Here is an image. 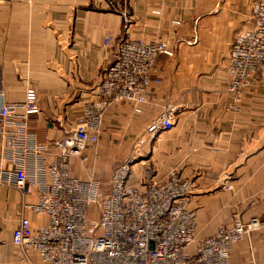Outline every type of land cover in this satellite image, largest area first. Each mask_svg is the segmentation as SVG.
<instances>
[{"label": "crops", "instance_id": "crops-1", "mask_svg": "<svg viewBox=\"0 0 264 264\" xmlns=\"http://www.w3.org/2000/svg\"><path fill=\"white\" fill-rule=\"evenodd\" d=\"M256 1H0V264H21L12 243L20 218L42 222L22 211L15 170L24 166L33 173L42 158L55 159L60 149L53 141L77 127L84 100L100 85L124 37L126 15L130 38L152 40L159 31L173 55L159 54L163 71L151 73L142 113L127 101L110 107L99 145L87 163L71 161L73 175L95 177L109 192L111 173L130 157L138 160L136 185L148 179L146 169L154 179L176 169L194 183L189 207L198 216V239L221 225L264 216V84L249 86L239 101L227 91L231 46L239 31L253 26ZM108 36L113 41L105 47ZM29 88L36 89L40 107L30 115L24 107ZM4 105L14 107L12 117L1 115ZM171 105L177 107L175 127L150 137L148 125ZM230 263L264 264V230L237 242Z\"/></svg>", "mask_w": 264, "mask_h": 264}, {"label": "built area", "instance_id": "built-area-1", "mask_svg": "<svg viewBox=\"0 0 264 264\" xmlns=\"http://www.w3.org/2000/svg\"><path fill=\"white\" fill-rule=\"evenodd\" d=\"M151 14L162 17L159 9ZM252 19L253 26L239 31L231 46L227 91L235 94V101L249 86L264 84V0L253 3ZM131 23L132 18L124 16V37L100 85L84 100L77 127L53 141L60 149L55 159L46 162L42 158L33 173L24 166L15 170L14 185L24 198L22 211L31 210L42 219L33 225L23 216L14 227L12 243L21 264H231L233 246L264 230V216H254L242 223L221 225L198 239V216L189 207L194 183L176 169L163 179H154L146 169L148 179L136 185L137 157L115 169L109 192L101 191V182L95 177L83 180L71 174V159L81 157L87 162L88 151L99 145L112 105L127 101L136 113L143 112L151 73L163 71L159 54L173 55L159 31L152 40L130 38ZM112 41L108 36L104 46L110 47ZM24 107L28 115L40 110L35 88L27 90ZM176 111V106H168L148 125L149 136L173 129ZM14 114L11 105L1 109L3 117ZM35 148L45 151L36 144ZM223 187L231 188L229 184ZM33 193L37 199L27 200ZM93 204L99 206V218L89 214Z\"/></svg>", "mask_w": 264, "mask_h": 264}, {"label": "rangeland", "instance_id": "rangeland-1", "mask_svg": "<svg viewBox=\"0 0 264 264\" xmlns=\"http://www.w3.org/2000/svg\"><path fill=\"white\" fill-rule=\"evenodd\" d=\"M114 7H116V8H119L120 7V5L118 4V2H114V5H113ZM125 161H123L122 163H124ZM121 163V164H122ZM106 166V164H104V167ZM119 166V165H118ZM116 168V167H115ZM115 170V169H114ZM114 170H113V172L111 173V180H112V176H113V173H114ZM112 182V181H111ZM110 182V183H111ZM111 187V186H110ZM102 192H105V191H103L102 190ZM89 214H90V216L92 217V218H99L100 216H101V212H100V210H99V206H98V204H93L91 207H90V209H89Z\"/></svg>", "mask_w": 264, "mask_h": 264}, {"label": "bare ground", "instance_id": "bare-ground-1", "mask_svg": "<svg viewBox=\"0 0 264 264\" xmlns=\"http://www.w3.org/2000/svg\"><path fill=\"white\" fill-rule=\"evenodd\" d=\"M82 107H83V104H82ZM109 109H110V108H109ZM109 109H108V110H109ZM89 152H90V150L88 151V154H89ZM89 157H90V154H89ZM75 158H76V159H79L80 161H82V160H81V157H75ZM73 159H74V158H72L71 161H72ZM89 160H90V159H89ZM89 160H88V161H89ZM88 161H87V162H88ZM87 162H84V163H87ZM70 171H71V163H70ZM71 174L73 175L72 171H71ZM114 175H115V173H113L112 179H113ZM73 176H74V175H73ZM77 178H78V177H77ZM91 178H92V177H91ZM80 179H81V178H80ZM96 179H97V178H96ZM83 180H84V179H83ZM98 180H99V179H98ZM100 182H101V181H100ZM101 191H102V187H101Z\"/></svg>", "mask_w": 264, "mask_h": 264}]
</instances>
